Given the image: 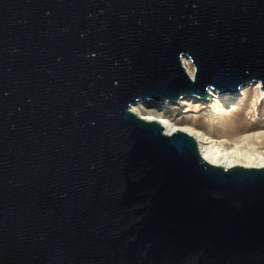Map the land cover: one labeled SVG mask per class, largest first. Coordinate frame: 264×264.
I'll list each match as a JSON object with an SVG mask.
<instances>
[{
    "label": "water",
    "instance_id": "water-1",
    "mask_svg": "<svg viewBox=\"0 0 264 264\" xmlns=\"http://www.w3.org/2000/svg\"><path fill=\"white\" fill-rule=\"evenodd\" d=\"M256 82L264 0H0V264H264V167L130 109Z\"/></svg>",
    "mask_w": 264,
    "mask_h": 264
},
{
    "label": "bare ground",
    "instance_id": "bare-ground-1",
    "mask_svg": "<svg viewBox=\"0 0 264 264\" xmlns=\"http://www.w3.org/2000/svg\"><path fill=\"white\" fill-rule=\"evenodd\" d=\"M182 63L190 74L186 64L190 63L188 59L183 58ZM191 78L193 74L190 75ZM256 89L259 93L260 102H264V94L262 92L259 82L249 83L241 88V95L236 103L232 102L228 95H218L214 90H207L209 93L208 99L202 101L199 98L183 97L177 105L164 103L156 105L152 102L145 103L142 101L135 102L131 105V112L145 121L158 122L164 133L172 134L180 131L191 136L197 144L198 151L201 158L214 166H221L223 168H232L236 166L245 168H263L264 167V126H257L256 130L252 132H244L233 135L232 139L223 137L221 139L215 138L201 130H196L187 125L179 126L177 122L179 116L183 114V108L190 104H202L207 106L211 116L216 122H219L224 116H227L229 110H234L237 103L242 102L245 98V92L251 88ZM222 122V121H221Z\"/></svg>",
    "mask_w": 264,
    "mask_h": 264
},
{
    "label": "rangeland",
    "instance_id": "rangeland-1",
    "mask_svg": "<svg viewBox=\"0 0 264 264\" xmlns=\"http://www.w3.org/2000/svg\"><path fill=\"white\" fill-rule=\"evenodd\" d=\"M186 68L193 74V68L187 63ZM255 86L245 92V98L237 103L234 110H229L219 122L211 116L207 106L202 104H190L183 108V114L176 121L177 125H187L196 130H201L211 136L221 139L223 137L232 139L233 135L252 132L256 130V125L264 126V102H260L259 93ZM239 99V98H238ZM238 99L234 102L236 103ZM222 121V122H221ZM264 131V128H262ZM264 146V142H263Z\"/></svg>",
    "mask_w": 264,
    "mask_h": 264
}]
</instances>
